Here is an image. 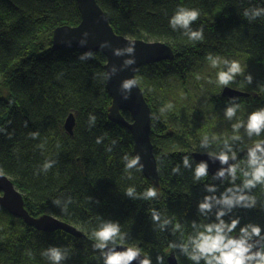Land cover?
<instances>
[{
	"label": "trees",
	"instance_id": "obj_1",
	"mask_svg": "<svg viewBox=\"0 0 264 264\" xmlns=\"http://www.w3.org/2000/svg\"><path fill=\"white\" fill-rule=\"evenodd\" d=\"M97 2L117 34L164 42L175 52L173 61L142 67L137 73L152 109L151 141L160 185L146 179L142 170H125L123 157H135V142L127 129L110 118L112 98L107 81L98 75L106 71L105 56L93 53L92 59L81 61L84 52L52 49L55 29L81 23L77 1L0 0V74L5 76L0 85V171L21 192L32 216L53 215L85 234L76 238L63 231L39 232L0 207V264H53L45 254L50 247L64 253L61 264H103L100 251L93 247L97 241L92 231L109 220L119 223L123 245L139 248L152 264H157L158 255L167 264L171 251L179 264H194L172 245L193 234V221L214 220V215L203 217L197 211L200 200L209 194L205 185L215 184L218 195L231 184L227 179L213 180L209 174L194 181L192 169L197 162L193 153L226 151L227 143L236 152L235 163L244 168L247 149L264 140V132L248 137L233 127L264 108V12L254 15L264 9L262 0ZM178 6L199 11L190 27L193 31L202 28L203 39L189 40L185 29L170 27ZM209 54L219 59L218 67L206 59ZM225 59L238 61L243 69L227 86L247 96L224 98L227 86L219 84L206 94L201 92L205 83L216 81L214 74L227 70ZM236 104L235 117H225L227 108ZM122 114L130 120L129 113ZM71 115L76 120L73 136L65 130ZM90 115L96 117L95 124H90ZM30 133L39 135L33 139ZM205 136L208 143L201 147ZM98 137L103 138L99 144ZM184 156L189 157L191 169L184 167ZM46 161L53 163L44 172ZM177 165L180 171L174 174ZM243 179L238 169L235 183ZM129 187L135 189L137 198L126 195ZM149 187L156 188L157 198H140ZM250 194L257 206L234 209L232 216L241 223L233 235L247 223L264 228V185H257ZM57 199L59 206L53 203ZM65 205L66 213L61 210ZM151 209L160 213L159 223L152 222ZM165 219L172 223L162 229ZM177 223L181 228L174 231Z\"/></svg>",
	"mask_w": 264,
	"mask_h": 264
},
{
	"label": "clouds",
	"instance_id": "obj_2",
	"mask_svg": "<svg viewBox=\"0 0 264 264\" xmlns=\"http://www.w3.org/2000/svg\"><path fill=\"white\" fill-rule=\"evenodd\" d=\"M264 12V9H258L254 12V15H260ZM200 13L197 9H189L184 6H178L174 15L170 18L169 24L172 29L177 27L185 29L184 35L189 40L199 41L203 39V29L199 31H193L191 25L195 22ZM247 16L248 13L245 12ZM90 33L83 32L82 37L79 40L81 47H84L88 43V37ZM124 47L113 48L111 41L105 40L100 43V49H112L113 55L116 57H126L120 67L115 65L111 66L110 70L98 74L103 80L110 81L119 71L132 68L135 72L136 69L133 65L136 64V44L135 41L128 40ZM71 47V41L66 42ZM93 58L91 51L84 52L80 55L81 61H86ZM206 59L211 62V66L216 68L219 66V59L214 58L209 54ZM227 70H220L216 74V82L219 85H229L237 75L241 74L243 69L240 63L236 60L223 61ZM248 82H251V76L247 77ZM138 86V81L133 76L132 78L124 79L119 87V93L123 100H128L131 96L132 90ZM235 104V100L232 101ZM171 107V105H168ZM239 105L235 107H229L226 110V116L228 118L233 117L236 114V110ZM159 111L162 113L164 108L161 107ZM90 124H95L96 117L94 115L89 116ZM241 126L246 127L248 137L260 136L264 132V108L258 109L252 112L246 121V125L236 124L233 127L239 129ZM39 133H30V136L35 139ZM102 137H98L96 143L102 142ZM208 143L207 136L201 140V147L206 146ZM42 147V146H41ZM227 149L219 152H209L208 156L215 161H219L221 167L213 175V180L227 179L231 186L225 188L223 192L217 195L218 188L215 184H206L205 191L209 193L200 200L197 206L198 213L203 217H209L214 215V220L209 223L197 224L193 221L192 228L193 234L189 235L186 241H182L179 244H173L172 247L179 250L180 254L186 256L194 264H200L201 261L204 264H264V228L256 223H247L242 227H239L237 235H233L238 226L241 223L239 217L232 216L234 209H253L257 206V199L251 195L252 189L257 185H264V140L255 142L251 147L247 149L246 167L240 168L236 163H230V161H236V152L232 150L229 144H225ZM111 151V149H108ZM125 161V170L135 168L137 171L142 170L141 157L136 155L129 158L125 155L123 157ZM51 161H46L42 170L47 172L52 168ZM183 164L185 168H192L189 157H183ZM241 171L244 179L240 184H236L237 171ZM180 166L177 165L173 169V173H178ZM193 171L194 181L198 182L202 178H205L209 174V165L206 161H200L195 164ZM126 195L135 199L136 193L133 187H129L126 190ZM157 190L155 187L147 188L140 194V198L145 200H152L157 198ZM71 198L67 200V203H71ZM56 205H60L59 199L53 201ZM213 209L215 212L213 213ZM63 212H67V205L62 207ZM151 220L154 223L161 221V215L156 209H151ZM225 217L229 219L226 220ZM172 223L171 219H165L160 227ZM181 225L177 223L174 231H178ZM92 236L97 243L93 245L94 249L100 251L103 259V264H152L149 257H141V251L137 247H123L125 236L121 233L120 225L113 221H101L99 226L92 231ZM118 248L122 250H117ZM53 264H61V261L66 257L62 250L58 247H50L45 253ZM157 264H164V258L157 256Z\"/></svg>",
	"mask_w": 264,
	"mask_h": 264
},
{
	"label": "water",
	"instance_id": "obj_3",
	"mask_svg": "<svg viewBox=\"0 0 264 264\" xmlns=\"http://www.w3.org/2000/svg\"><path fill=\"white\" fill-rule=\"evenodd\" d=\"M81 14V23L76 27L62 26L54 30L52 38V49L54 51H81L100 53L105 56L107 63L105 70L115 65L120 67L126 57H116L112 49H100L101 42L111 41L113 48L124 47L128 40L135 41L136 44V64L133 68L119 71L110 81H107V91L112 98V107L110 109V118L113 122L127 129L134 138V155L141 157L143 165L142 172L146 179L153 181L156 186L160 185V174L158 162L154 154V146L151 141L152 133V109L147 102L144 92L139 83L132 90L128 100H123L119 93V87L124 79L132 78L137 80V73L142 67L157 64L165 61H173L175 52L171 46L164 42H147L145 40L132 39L115 32L110 23L109 17L99 6L97 0H76ZM264 3V0H262ZM83 32L90 33L88 43L81 47L79 40ZM71 41V47L67 41ZM224 98L236 99L247 96L229 86L225 87L222 92ZM130 114L128 120L122 113ZM76 120L73 115L69 116L65 123V130L73 136ZM193 158L197 163L206 161L209 165V175L213 177L216 171L221 167L219 161L213 162L207 153H193ZM236 161H230L235 163ZM226 179L217 180L224 182ZM0 207L7 211L15 218L22 220L27 226L43 233H54L63 231L76 238H85V234L76 226L57 219L55 216L46 214L40 217L32 216L26 209L25 200L21 192L17 190L11 179L0 171ZM123 247H131L122 245ZM117 250H122L118 248ZM144 255L141 253L140 259ZM167 264H179L178 258L174 251L168 253ZM138 264V262H133Z\"/></svg>",
	"mask_w": 264,
	"mask_h": 264
},
{
	"label": "rangeland",
	"instance_id": "obj_4",
	"mask_svg": "<svg viewBox=\"0 0 264 264\" xmlns=\"http://www.w3.org/2000/svg\"><path fill=\"white\" fill-rule=\"evenodd\" d=\"M52 38H53V35H52ZM48 46V45H47ZM225 68H226V66H225ZM212 69L211 68H208L207 69V72H210V73H212ZM217 74V73H216ZM216 74H214V78L216 79ZM4 81H5V76L3 75V74H0V85H2L3 83H4ZM205 85H206V87L205 86H203L202 87V89H201V92L203 93V94H206L207 93V89L208 88H210L211 86H213V87H216V85H218V83L216 82V81H214V80H212L211 79V82H210V84H206L205 83ZM225 117H227L226 116V114H225ZM235 116H233V117H231V118H234ZM238 124H241V125H246V123H243V122H239ZM240 129H241V131L243 132V133H247L246 132V127L245 126H241L240 127ZM240 132V131H239ZM241 133V132H240Z\"/></svg>",
	"mask_w": 264,
	"mask_h": 264
}]
</instances>
